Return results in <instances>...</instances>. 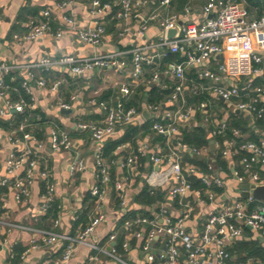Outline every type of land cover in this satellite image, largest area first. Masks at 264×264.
I'll list each match as a JSON object with an SVG mask.
<instances>
[{"label":"built area","instance_id":"built-area-1","mask_svg":"<svg viewBox=\"0 0 264 264\" xmlns=\"http://www.w3.org/2000/svg\"><path fill=\"white\" fill-rule=\"evenodd\" d=\"M183 1L185 3L179 10L168 12ZM71 6L72 1L65 0L56 4L59 10ZM90 9V17L95 20L93 26L78 28L76 19L66 13L62 15L56 37L62 38L65 34L63 27L67 26L75 31L80 43L97 47L106 35L103 19L114 13L120 25L117 36L123 39L130 35L142 43H137L131 49L84 58L63 55L60 58L43 57L34 62H0V98L3 100L0 119L13 113L24 117L23 123L12 132L7 133L0 128V142L6 140L12 146L21 142L28 144L23 150L10 153L5 162H0V187L13 190L15 202L23 205L31 202V187L37 178L42 179L45 186L39 196V211L44 215L50 213L56 202V186L49 180L48 169L41 166L38 152L29 146L35 138L27 130L26 124L38 109L33 84L57 92L63 82L56 80L50 83L45 78H38L36 72H50L57 68L68 70L78 77L112 70L124 78L120 84L119 98L115 103L90 99L89 105H98L106 116L100 125L78 126L92 132L97 183L92 186L91 195L99 205L88 224L76 236L39 230L0 218L4 235L8 236L14 229L27 230L35 237L42 236L47 244H60L63 255L54 264L69 262L80 247H86L90 252L87 264H254L252 260L237 259L228 246L243 235L244 227L259 232L264 238V202L253 198H234L226 203L220 194L226 183L215 174L217 167L213 163L207 166L206 171L185 163V153L203 158L209 154V146L196 147L178 142L160 155L150 156V161L158 166V170L146 175L145 183L153 189L151 196L155 195L154 190L163 189V198H155L153 202L135 209L127 195L129 179L112 182L111 167L112 164H119L122 169H130L146 157V153L138 148L136 154L126 160L113 159L108 162L104 156V142L114 136L118 129H126L141 116L138 107L127 104L135 90L141 85H158L162 76H170L174 86L166 102L147 105L156 118L152 126L154 136H179L181 126L187 124L197 111H204L209 106L208 102L189 105L186 97L205 92L222 99L231 107L235 105L240 112L249 114L255 120H264V86L250 79L251 76L263 75L264 71V0H205L202 12L206 19L199 23L191 21L196 8L189 0H92ZM256 13L258 17L252 19ZM51 16L52 10L47 9L39 16L30 18L28 33L15 35V40L26 44L38 41L52 30ZM181 22L179 36L168 39V30ZM154 23L163 33L155 41L148 39ZM228 41L231 51L226 48ZM227 51L246 56L251 65L250 72L246 75L236 74L229 69L225 60L215 68L208 67L212 58L224 56ZM169 55L181 56V60L162 65L163 58ZM194 69L195 73L189 76ZM19 78L20 88L28 98L23 96L14 101L10 98V92ZM77 99V95L71 97V101ZM60 107L71 109L68 103H62ZM35 118L41 120L39 115H35ZM227 130L226 124L216 127L213 136L219 140L214 142V147L223 158L239 160L241 170L235 172L236 180L241 185L247 181L248 184L264 185V178L258 172L264 169V138L250 140L238 129H232L229 134ZM19 133L22 140L17 137ZM72 147L73 139L69 133L51 130L50 148L54 152L69 151ZM69 168L70 175L75 177L84 172L87 166L85 161L77 158L70 162ZM2 170L5 175L1 174ZM195 181L201 185L202 193L193 197ZM111 193L115 194L118 211L109 224L102 203ZM193 198L196 205H203L204 216L201 212L195 213ZM72 220L77 222L79 215ZM193 220L200 225L198 235L187 228ZM106 221L108 224H105ZM61 224L62 220L57 218L54 228H59ZM103 224L109 232L104 241L96 240L97 229ZM4 242L7 243V239ZM37 248V240L33 239L30 249L23 255ZM10 253L13 256L12 245Z\"/></svg>","mask_w":264,"mask_h":264},{"label":"crops","instance_id":"crops-1","mask_svg":"<svg viewBox=\"0 0 264 264\" xmlns=\"http://www.w3.org/2000/svg\"><path fill=\"white\" fill-rule=\"evenodd\" d=\"M58 1L61 0H0V62L9 63H25L34 62L43 57L60 58L63 55H76L78 57H90L93 55H103L115 51H122L134 48L137 42L133 36H126L120 39L117 36V31L120 27L115 18L114 13L103 19L106 26V35L102 43L93 47L80 43L73 32L67 26H64L65 34L62 38H57L56 33L60 27V22L63 14H68L76 19L78 28L93 26L94 19L90 17V6L92 0H65L72 1V6L66 10H59L56 7ZM109 1V0H102ZM196 8V13L192 16L191 21L202 22L206 16L202 12V6L205 0H189ZM185 1L180 2L178 7L168 10L169 13L176 12L181 8ZM254 5V2H253ZM52 10L50 23L52 30L44 37L33 43L17 42L15 35H26L28 33V21L34 16H39L43 10ZM166 13V11H165ZM258 13L251 18H257ZM163 35L158 24H152L149 38L153 41L158 40ZM230 41L226 44L229 49ZM231 51V50H230ZM227 51L226 55L212 58L208 64L209 68H215L218 63L226 61L229 69L236 74H248L251 65L246 60V56L239 53ZM181 56L169 55L161 61L162 65L170 61H180ZM264 68V67H263ZM148 71H150L148 69ZM189 72V76L195 73ZM38 78H45L48 82L62 80V85L57 92L50 91L49 87L40 88L33 84L34 95L37 102V112L29 118L27 130L35 138L29 146L38 152L40 156V164L46 167L49 171V180L56 186V202L49 214L44 215L39 211L40 195L44 191L45 181L37 178L35 184L31 187L32 199L28 204L18 205L14 199V191L1 188L4 191L1 193L0 200V218L8 220L18 225L32 227L39 230L53 231L56 233H67L71 236H76L88 224L89 218L95 214V210L99 205L96 198L91 195L92 186L96 185V165L95 155L96 149L90 130H82L79 124L100 125L102 124L106 114L99 108L98 105H89V101L95 98L98 102L115 103L119 98L120 84L124 78L112 71L110 74H103V71H96L85 76H74L68 70L53 69L50 72L37 71ZM246 77H244L245 79ZM251 80L257 85L264 86V71L263 75L251 76ZM18 83V84H17ZM21 78L13 85V90L10 92V98L18 101L25 94L20 88ZM230 84L231 81H228ZM174 86V81L170 76H162L160 83L153 87L145 85L139 86L135 93L128 100V105L138 107L141 116L130 126L124 130H117L116 134L107 138L104 142V147L109 142L119 140L129 128L137 129V134L134 136V143L127 142L116 147L111 154L104 156L108 162L114 160L123 161L136 154L138 148L144 149L146 157L139 160L138 164L130 169H122L119 164H112L111 176L112 182L128 178L127 195L130 203L138 209L145 203H151L155 198H163L164 190H154L155 195L151 196L153 189H150L145 183V177L153 170H158V166L153 165L150 161V156L160 155L165 152L173 144L184 142V136L187 133L193 132L198 127H203L209 135L210 152L206 157L198 158L191 153L184 154V161L190 165L197 166L199 169L206 171L207 166L213 163L217 170L216 175H219L226 183L224 190H220L222 199L227 203L232 201L236 196L242 199L240 194H236L232 190L233 183L236 185L239 182L236 180L235 172L241 170V165L238 159H225L221 156L211 142H217L218 137L213 136V132L218 125L226 124L228 126V134L237 122H245L249 132L245 136L251 140L252 131L255 133V139L264 138V120L258 122L247 113L241 114L240 110L235 105L232 107L227 105L222 99L215 95L205 92L198 96H187L186 101L189 105L198 102H208L209 106L204 111H197L193 118L181 126L180 135L174 137L154 136L152 126L156 118L147 109L148 103L166 102L170 94L171 88ZM152 90L156 91L153 92ZM77 95L76 101H71V97ZM160 97V99H158ZM154 98H156L154 100ZM68 103L71 106L70 110H64L60 104ZM3 105V100L0 98V106ZM172 109L175 106H171ZM147 115L144 116V112ZM35 115H39L41 120L38 121ZM0 128L5 132H12L17 126L23 123L24 117L13 113L11 116L0 119ZM52 129H59L67 132L73 139V147L69 151L54 152L50 148V132ZM17 137L22 140V134H17ZM185 143V142H184ZM189 144V143H188ZM41 145V147H40ZM28 144L21 142L20 145L12 146L6 140L0 142V162H5L8 155L13 151H21ZM121 147V149H119ZM85 161L87 169L77 174L75 177L70 175V162L74 159ZM204 163V166L201 163ZM221 162L223 164H221ZM261 177L264 178V169L258 170ZM5 175L4 170L1 172ZM249 181L246 182L248 184ZM145 187H148V198H143L142 192ZM193 197L197 193H202L201 185L195 181L192 189ZM232 194H235L232 196ZM114 193L108 194L106 202L102 203V209L107 213L109 224L114 215L118 211V206L114 200ZM141 197V198H140ZM193 203L196 207L195 213L201 212L204 216L203 205L197 204L193 198ZM79 215V220L74 222L72 218ZM62 220L59 228H54L56 219ZM188 230L196 235L201 231L197 220H193L187 226ZM109 230L104 224L97 229L95 239L104 241ZM33 234L27 230L14 229L8 236L4 235L3 229L0 228V264H54L63 255V247L59 244L50 245L44 242L42 236ZM7 239V243H5ZM37 240L38 248L31 250L28 254L23 255L30 249L31 241ZM254 243L259 244L261 255H253V251L258 248ZM11 245L14 246L13 256L10 253ZM228 250L240 260H252L254 264L264 263V238L259 232L252 231L248 227H244L243 235L234 240ZM136 256V253L133 252ZM89 250L86 247H80L76 250L72 259L63 264H87ZM24 256V258H22ZM101 264H107L102 262Z\"/></svg>","mask_w":264,"mask_h":264},{"label":"trees","instance_id":"trees-1","mask_svg":"<svg viewBox=\"0 0 264 264\" xmlns=\"http://www.w3.org/2000/svg\"><path fill=\"white\" fill-rule=\"evenodd\" d=\"M18 84V83H17ZM153 92H156L154 90H152ZM156 98H154L155 100ZM158 99H160V97H158ZM260 122V121H258ZM246 123L245 122H237L234 124L235 129L240 130L243 134H247L250 130L249 128L246 127ZM137 134V129L135 128H129L127 129V131L124 133V135L117 141H112L109 142L107 144V146L104 147L105 153L106 155L111 154L112 151H114L116 149L117 146L127 143V142H132L134 143V136ZM255 133L252 131V135L250 136L251 140L255 139ZM184 142L185 143H189L192 146H196V147H203V146H208L209 144V135L207 134L206 130L203 127H198L196 128L193 132L187 133L184 136ZM201 165L204 166V163L200 162ZM221 164H223L221 162ZM4 190L1 189L0 190V200H1V193ZM148 194H149V189L148 187H145L141 197L143 196L146 197V199L148 198ZM140 197V198H141ZM254 246H257L258 248H256L253 253L251 254V256L253 255H261L263 254V252L260 250L259 248V244L258 243H254Z\"/></svg>","mask_w":264,"mask_h":264},{"label":"water","instance_id":"water-1","mask_svg":"<svg viewBox=\"0 0 264 264\" xmlns=\"http://www.w3.org/2000/svg\"><path fill=\"white\" fill-rule=\"evenodd\" d=\"M211 17L213 18L214 15H212ZM181 24L182 22L174 29L168 30L167 32L168 39H176L179 36L180 30H181ZM241 114H244V113H241ZM146 115H147V112L145 111L144 116ZM211 145H214L213 141L211 142ZM240 196L244 199L253 198V199L264 202V185L243 184L240 186ZM123 212H126V210H123ZM105 224H108V221H106Z\"/></svg>","mask_w":264,"mask_h":264},{"label":"rangeland","instance_id":"rangeland-1","mask_svg":"<svg viewBox=\"0 0 264 264\" xmlns=\"http://www.w3.org/2000/svg\"><path fill=\"white\" fill-rule=\"evenodd\" d=\"M111 72H112V70H105V71H103V74L107 75V74H110ZM0 124H1V120H0ZM240 186H241L240 183L239 184L237 183L236 185L233 183V186H232L233 192L239 195L240 194ZM233 195H235V194H232V196ZM236 198H238V197L236 196Z\"/></svg>","mask_w":264,"mask_h":264}]
</instances>
